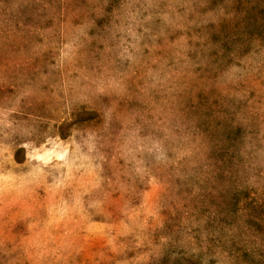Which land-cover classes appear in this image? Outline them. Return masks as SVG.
<instances>
[{
	"label": "rangeland",
	"instance_id": "374dc122",
	"mask_svg": "<svg viewBox=\"0 0 264 264\" xmlns=\"http://www.w3.org/2000/svg\"><path fill=\"white\" fill-rule=\"evenodd\" d=\"M0 264H264V0H0Z\"/></svg>",
	"mask_w": 264,
	"mask_h": 264
}]
</instances>
